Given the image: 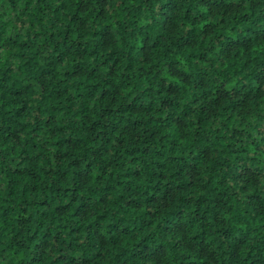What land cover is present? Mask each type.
<instances>
[{"label":"trees","instance_id":"1","mask_svg":"<svg viewBox=\"0 0 264 264\" xmlns=\"http://www.w3.org/2000/svg\"><path fill=\"white\" fill-rule=\"evenodd\" d=\"M0 264H264V0H0Z\"/></svg>","mask_w":264,"mask_h":264}]
</instances>
